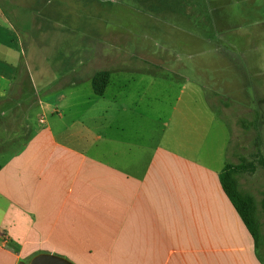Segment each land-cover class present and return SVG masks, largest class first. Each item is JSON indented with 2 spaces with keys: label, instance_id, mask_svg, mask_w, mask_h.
Segmentation results:
<instances>
[{
  "label": "crops",
  "instance_id": "obj_1",
  "mask_svg": "<svg viewBox=\"0 0 264 264\" xmlns=\"http://www.w3.org/2000/svg\"><path fill=\"white\" fill-rule=\"evenodd\" d=\"M118 1L132 7L133 0ZM157 1L149 7L178 5ZM24 2L0 0V151L15 145L0 158V264H27L40 253L74 264H264L219 181L231 161L221 168L199 165L183 158L180 145L146 140L90 145L84 127L64 122L65 111L82 102L73 87L89 83L92 89L99 70L109 78L101 95L92 89L94 100L106 104L94 117L105 119L109 110L110 123L124 114L131 120L133 113L143 120L149 101H130L125 93L119 110L117 95L107 91L115 74L150 71L149 64L126 63L111 52L96 56L86 46L68 49L53 67L34 64L38 78L53 76L43 80L44 96L32 100L37 123L28 122L22 94L34 89L35 76L23 40L42 26L22 14Z\"/></svg>",
  "mask_w": 264,
  "mask_h": 264
},
{
  "label": "rangeland",
  "instance_id": "obj_2",
  "mask_svg": "<svg viewBox=\"0 0 264 264\" xmlns=\"http://www.w3.org/2000/svg\"><path fill=\"white\" fill-rule=\"evenodd\" d=\"M142 1L123 8L118 0L102 7L98 0H25L22 14L31 13L42 26L31 40H23L29 68L53 67L61 54L81 46L96 56L111 52L126 63L149 64L150 71L115 74L107 91V97L117 95L119 110L125 93L130 101H149L143 120L133 113L131 120L124 114L110 123L109 110L105 119L95 118L106 104L94 100L89 83H80L73 88L82 102L65 111L64 122L72 129L84 127L90 145L146 140L150 146L180 145L183 158L199 165L251 162L253 169L239 174L238 181L254 196L264 230L259 162L264 157V0H175L174 8H150L158 1ZM32 73L34 89L25 88L22 102L34 126L40 111L32 100L44 96L41 85L53 73L44 79ZM14 147L5 145L0 158ZM258 252L264 259V246Z\"/></svg>",
  "mask_w": 264,
  "mask_h": 264
},
{
  "label": "trees",
  "instance_id": "obj_3",
  "mask_svg": "<svg viewBox=\"0 0 264 264\" xmlns=\"http://www.w3.org/2000/svg\"><path fill=\"white\" fill-rule=\"evenodd\" d=\"M108 78L109 73L106 70H99L94 73L91 79V86L95 94L101 95L103 93ZM259 162L264 167V157H260ZM248 167L253 169V164L240 158L236 163L227 162L218 176L223 191L251 234L255 251L264 263V259L258 252L261 246H264V230H261L262 223L257 214L256 200L251 193L240 188L238 181V175L246 171Z\"/></svg>",
  "mask_w": 264,
  "mask_h": 264
},
{
  "label": "water",
  "instance_id": "obj_4",
  "mask_svg": "<svg viewBox=\"0 0 264 264\" xmlns=\"http://www.w3.org/2000/svg\"><path fill=\"white\" fill-rule=\"evenodd\" d=\"M27 264H74L68 259L51 254V253H40L31 258Z\"/></svg>",
  "mask_w": 264,
  "mask_h": 264
}]
</instances>
